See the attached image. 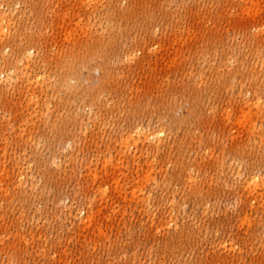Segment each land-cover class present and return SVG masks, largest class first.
Instances as JSON below:
<instances>
[{
	"label": "rangeland",
	"instance_id": "obj_1",
	"mask_svg": "<svg viewBox=\"0 0 264 264\" xmlns=\"http://www.w3.org/2000/svg\"><path fill=\"white\" fill-rule=\"evenodd\" d=\"M0 8V264H264V0Z\"/></svg>",
	"mask_w": 264,
	"mask_h": 264
},
{
	"label": "bare ground",
	"instance_id": "obj_2",
	"mask_svg": "<svg viewBox=\"0 0 264 264\" xmlns=\"http://www.w3.org/2000/svg\"><path fill=\"white\" fill-rule=\"evenodd\" d=\"M12 6L13 5L11 3L8 4L9 10L12 8ZM9 21L10 19L8 17V14H6L4 9L0 8V37L5 34ZM93 58L95 57H93L92 54L82 55L78 59V62L72 65L71 67L72 74L76 78L82 80V68L86 67L88 69V75L90 76V71L95 67V61ZM6 59L7 58H4V61H6ZM29 62L31 61L27 60L25 63L22 64L20 73H18L10 65H6L4 69L0 71V73H4L5 77L3 80L8 90L14 87L17 79H19L21 83L26 84V86L24 87L25 90L23 91L26 94V96L24 95V93H21V97H20L21 99L25 100V104H21V112H22L21 114L23 115V113L26 111L25 112L26 117L24 120L26 123L30 122L34 118L33 104L36 103L35 97L37 96L36 95L37 91L35 90V88H33V84H34V81H39L41 78L38 75H36V73L33 72L34 70L33 68H30ZM79 82L81 83L83 92L88 93L92 90L90 83H82V81H79ZM20 126L21 127H19L18 132L20 136L22 137V139L25 140L24 138L25 125L21 124ZM148 137H149L148 135H143L142 138L147 139ZM139 138H140V134L139 132H137V136L135 139L125 140V142L121 143L120 145L123 146V151L126 152L131 146L135 147ZM255 181H256L255 177L252 176L247 182L248 184H251ZM99 201L100 203H104V198L102 194L99 195ZM86 218L87 220L90 219L89 216H86Z\"/></svg>",
	"mask_w": 264,
	"mask_h": 264
}]
</instances>
